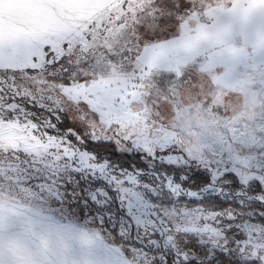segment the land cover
<instances>
[{
  "label": "snow or ice",
  "instance_id": "obj_1",
  "mask_svg": "<svg viewBox=\"0 0 264 264\" xmlns=\"http://www.w3.org/2000/svg\"><path fill=\"white\" fill-rule=\"evenodd\" d=\"M153 7L133 21L135 48L107 50L109 60L131 61L134 80L148 71L136 67L148 44L180 40L185 21L203 13L192 0ZM71 45H0V201H32L51 213L38 217L42 228L71 239L94 230L90 248L71 250L72 264H264V113L236 122L213 106L225 117L223 135L204 130L188 142L176 113L137 131L117 105L92 106L100 61L87 58L85 43ZM210 58L214 73L231 79L251 63L264 67V47L237 30L196 56ZM197 100L207 107L212 97ZM13 240L35 245L23 216L0 222V264H10L4 245Z\"/></svg>",
  "mask_w": 264,
  "mask_h": 264
},
{
  "label": "rangeland",
  "instance_id": "obj_2",
  "mask_svg": "<svg viewBox=\"0 0 264 264\" xmlns=\"http://www.w3.org/2000/svg\"><path fill=\"white\" fill-rule=\"evenodd\" d=\"M154 3L155 0H0V45L41 43L59 48L67 40L72 41V47L85 43V51L92 49L87 58L97 57L100 61L93 88L95 99L90 103L94 107L117 105L119 115L137 131L151 127L146 121L153 116L163 119L166 114L176 113L182 121L178 125L180 138L188 142L204 130L223 135L225 117L213 111V106H224L236 122L254 120L264 113V67L251 63L247 73L225 79L214 73L211 58L196 60L197 55L237 30H247L257 47H264V29L258 26L264 18V0H192L203 13L185 21L180 40L161 39L148 44L136 65L141 70L147 65L148 71L142 79L134 80L139 74L131 68V61L120 62L119 57L109 60L107 50L135 48L130 38L135 28L133 21L141 13L146 14L145 19L154 15ZM149 27L157 30L155 22H150ZM89 35L91 41L86 39ZM231 51L240 55L243 48L233 47ZM170 52L176 55L170 56ZM237 92L243 98L233 95ZM197 96H211V105L206 107ZM104 115L113 118L109 111ZM50 215L30 200L19 204L7 198L0 201V222L23 216L27 230L35 236L34 246L16 240L6 242V261L72 264V249H88L95 243L94 230L88 228L75 239L55 226L42 228L38 217Z\"/></svg>",
  "mask_w": 264,
  "mask_h": 264
}]
</instances>
